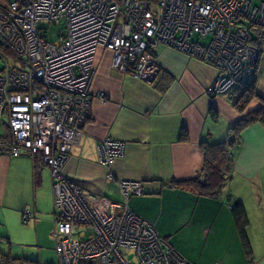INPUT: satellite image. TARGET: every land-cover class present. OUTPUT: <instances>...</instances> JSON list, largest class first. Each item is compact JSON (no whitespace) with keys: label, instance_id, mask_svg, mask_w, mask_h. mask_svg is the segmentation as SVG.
<instances>
[{"label":"built area","instance_id":"obj_1","mask_svg":"<svg viewBox=\"0 0 264 264\" xmlns=\"http://www.w3.org/2000/svg\"><path fill=\"white\" fill-rule=\"evenodd\" d=\"M42 20L58 25L53 38L40 27ZM256 27L264 28V0L1 3L0 47L12 56H0V122L4 117L9 128L10 152L25 151L50 168L57 264H190L127 205L130 194L144 192L142 183L119 181L123 201H111L91 195L62 171L89 117L97 48L110 51L113 69L145 82L159 71L152 48H177L215 67L206 89L214 95L253 75ZM122 150V141L111 138L97 146L108 180Z\"/></svg>","mask_w":264,"mask_h":264},{"label":"crops","instance_id":"obj_2","mask_svg":"<svg viewBox=\"0 0 264 264\" xmlns=\"http://www.w3.org/2000/svg\"><path fill=\"white\" fill-rule=\"evenodd\" d=\"M251 36L259 49L253 75L214 95L206 89L215 67L177 48L162 43L152 48L159 71L145 82L113 69L110 51L98 47L89 117L62 166L64 175L79 187L111 201H123L119 181L142 183L144 193L130 194L127 205L165 239L172 230H185L182 234L193 243L167 240L190 264H264V122L258 116L235 128L263 107L264 38L258 31ZM251 83L256 95L237 107ZM5 126L4 119L0 131ZM232 130L236 132L228 146L232 168L225 185L214 195L182 185L203 180L201 144L226 141ZM104 138L123 143L112 162L110 180L97 155ZM33 163V156L25 151L0 152V238L34 233L36 243L30 246L38 248L35 259L44 264L43 251L54 249L48 236L53 229L52 192L39 161V180L34 182ZM234 202L243 206L247 217L246 244L232 216ZM8 252L15 254L12 248Z\"/></svg>","mask_w":264,"mask_h":264},{"label":"trees","instance_id":"obj_3","mask_svg":"<svg viewBox=\"0 0 264 264\" xmlns=\"http://www.w3.org/2000/svg\"><path fill=\"white\" fill-rule=\"evenodd\" d=\"M6 0H0L1 3ZM253 31H258L263 35L264 28H255ZM250 41L256 45V39L251 36ZM0 56L11 57V53L7 48L0 47ZM256 95L253 84H248L242 94L239 101L235 103L237 107H243L249 101L250 98ZM263 107L255 112H250L243 120H241L235 128H239L247 122L251 121L254 117H260L264 122V99ZM236 132L232 130L230 137L223 142L213 144H201V150L204 154V175L203 180L196 178L195 180L180 182L182 185H190L196 188L201 194L214 195L216 194L226 183L229 177V173L232 168V157L228 150V146L235 138ZM233 138V139H232ZM10 143V132L8 126H5L4 132L0 131V152L7 151ZM34 182L38 183V164L34 159ZM144 193V192H143ZM232 216L237 227V233L241 241L246 244L245 226L247 224V217L243 206L239 202H234L231 207ZM162 237V236H161ZM164 238V237H163ZM167 240V239H166ZM168 241V240H167ZM170 244V243H169ZM0 264H41L39 260L24 257V256H10L0 252ZM50 264V263H44ZM57 264V263H56Z\"/></svg>","mask_w":264,"mask_h":264},{"label":"rangeland","instance_id":"obj_4","mask_svg":"<svg viewBox=\"0 0 264 264\" xmlns=\"http://www.w3.org/2000/svg\"><path fill=\"white\" fill-rule=\"evenodd\" d=\"M39 25L40 27L41 26H44L46 27V35L48 38H53L58 30V25H51V24H48L45 20H42L39 22ZM258 29V27H256ZM255 29V28H253ZM252 29V31H253ZM8 57V56H6ZM8 61H12V59L8 58ZM5 64V61L4 59L0 58V69L3 67V65ZM2 121H4V117L2 119ZM1 121V123H2ZM44 165V169H46L47 173H48V184L50 185L51 184V176H50V168L46 165V164H42ZM93 195V194H91ZM98 196V195H96ZM50 215H51V218L53 216V204H52V209H50ZM178 228V227H176ZM182 231H185V230H172L171 231V234H169L166 239L168 240H179L180 241H185L187 240V242H191L193 243V240L188 237V236H185V234H182ZM32 234V232H31ZM49 240L53 243L54 240L51 236V231L49 233ZM163 236V235H162ZM10 239H7L6 237H2L0 238V252L1 253H4V254H9V249L12 248L15 252V254L11 255V256H24V257H32V259H35L37 258L38 259V256H37V247L34 246L33 248H31L32 246L30 245H33L35 244V237H34V233L31 235H28V234H24V233H13V235H11V237H9ZM190 239V240H188ZM46 240V238H45ZM170 242V241H169ZM24 247H25V250H24ZM55 249H48V250H44L43 251V255H42V258L41 259V262L42 263H50V264H56V257L57 255H55L56 251H54ZM41 258V257H40ZM45 258V259H44Z\"/></svg>","mask_w":264,"mask_h":264}]
</instances>
